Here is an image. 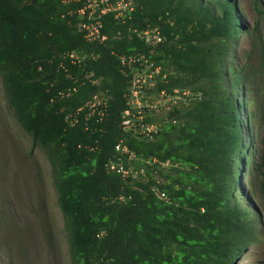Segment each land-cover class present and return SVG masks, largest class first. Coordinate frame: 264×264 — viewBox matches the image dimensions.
<instances>
[{
	"label": "trees",
	"instance_id": "obj_1",
	"mask_svg": "<svg viewBox=\"0 0 264 264\" xmlns=\"http://www.w3.org/2000/svg\"><path fill=\"white\" fill-rule=\"evenodd\" d=\"M131 1L123 22L101 18L100 43L78 31L83 0H0L2 89L50 165L69 262L234 264L258 235L242 182L264 177V139L251 146L254 111L247 121L242 112L254 107L246 86L264 57L258 69L233 66L246 32L236 0ZM147 29L160 38L152 46L141 37ZM120 56L159 69L147 96H185L164 117L144 118L157 125L150 136L121 127L134 71ZM95 95L102 104L91 110ZM119 143L138 178L109 170Z\"/></svg>",
	"mask_w": 264,
	"mask_h": 264
},
{
	"label": "rangeland",
	"instance_id": "obj_2",
	"mask_svg": "<svg viewBox=\"0 0 264 264\" xmlns=\"http://www.w3.org/2000/svg\"><path fill=\"white\" fill-rule=\"evenodd\" d=\"M256 2L262 14L257 13ZM236 5L246 32L238 36L233 66L250 65L258 69L261 57H264V0H236ZM145 82V88H151L154 77L146 78ZM246 88L247 95L254 99V107L245 105L242 117L247 121L248 111H254L251 146L255 149L264 139V69L255 71ZM183 97L145 94L144 103L154 110L150 113L151 118L158 120ZM244 130L248 134L247 124ZM242 187L249 193L255 208L252 218L258 235L234 264H264V177L259 172H254L249 179L245 176ZM238 194L242 200L244 193ZM0 264H70L67 236L56 202L50 165L43 151L33 147L31 137L16 121L1 81Z\"/></svg>",
	"mask_w": 264,
	"mask_h": 264
},
{
	"label": "built area",
	"instance_id": "obj_3",
	"mask_svg": "<svg viewBox=\"0 0 264 264\" xmlns=\"http://www.w3.org/2000/svg\"><path fill=\"white\" fill-rule=\"evenodd\" d=\"M84 6L78 11V15L82 17L83 22L78 24V31L83 35V38L87 42H103L106 39L105 35H102L101 18L109 13H114L115 19H119L122 22L127 17L129 18L131 12L134 9L133 2L131 0H83ZM141 37L145 39L146 43L151 46L160 41L156 30L147 29L141 33ZM67 57L73 63H79L81 56L77 52H71ZM83 59V57H82ZM120 64L123 68H127L132 73V80L129 87V93L126 95V101L128 109L122 113L121 127L124 131H132L133 134H142L150 136L151 133L157 129L156 124H145L144 118L150 116L151 112H154L151 106H147L144 102L145 99V85L146 78L148 80L155 78L159 73L158 68H154L151 63L146 60L141 62L142 58L139 56H120ZM138 64V67L136 65ZM143 68H140L143 66ZM148 73V74H146ZM153 87V86H152ZM149 89V88H148ZM164 98L168 97L164 93H161ZM102 104L100 96L95 95L92 101L87 104L88 108L94 110L97 106ZM152 109V110H151ZM115 150L119 155L116 162H109L108 168L110 171L120 175L122 179L138 178V171L132 170L131 166L124 167V162L129 164L135 159L134 154L129 151L126 145L117 144ZM155 195L159 199H166V196L154 190Z\"/></svg>",
	"mask_w": 264,
	"mask_h": 264
}]
</instances>
